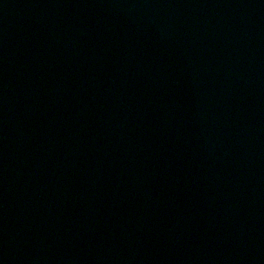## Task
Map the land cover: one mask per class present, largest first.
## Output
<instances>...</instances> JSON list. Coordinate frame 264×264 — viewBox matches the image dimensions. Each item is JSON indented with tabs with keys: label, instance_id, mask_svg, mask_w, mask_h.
Segmentation results:
<instances>
[{
	"label": "water",
	"instance_id": "1",
	"mask_svg": "<svg viewBox=\"0 0 264 264\" xmlns=\"http://www.w3.org/2000/svg\"><path fill=\"white\" fill-rule=\"evenodd\" d=\"M0 264H264V0H0Z\"/></svg>",
	"mask_w": 264,
	"mask_h": 264
}]
</instances>
